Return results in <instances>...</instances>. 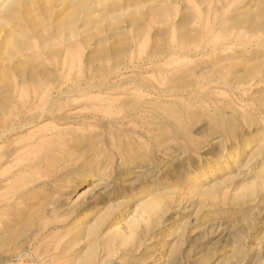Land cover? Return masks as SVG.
<instances>
[{"label":"rangeland","instance_id":"1","mask_svg":"<svg viewBox=\"0 0 264 264\" xmlns=\"http://www.w3.org/2000/svg\"><path fill=\"white\" fill-rule=\"evenodd\" d=\"M0 264H264V0H0Z\"/></svg>","mask_w":264,"mask_h":264}]
</instances>
